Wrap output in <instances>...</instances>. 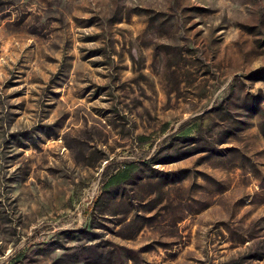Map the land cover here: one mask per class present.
Returning <instances> with one entry per match:
<instances>
[{
    "label": "rangeland",
    "instance_id": "rangeland-1",
    "mask_svg": "<svg viewBox=\"0 0 264 264\" xmlns=\"http://www.w3.org/2000/svg\"><path fill=\"white\" fill-rule=\"evenodd\" d=\"M0 264H264V0H0Z\"/></svg>",
    "mask_w": 264,
    "mask_h": 264
}]
</instances>
